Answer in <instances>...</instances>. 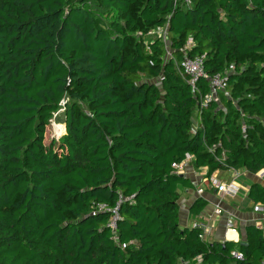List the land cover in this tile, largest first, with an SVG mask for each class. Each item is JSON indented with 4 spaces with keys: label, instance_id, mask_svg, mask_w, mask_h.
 <instances>
[{
    "label": "trees",
    "instance_id": "16d2710c",
    "mask_svg": "<svg viewBox=\"0 0 264 264\" xmlns=\"http://www.w3.org/2000/svg\"><path fill=\"white\" fill-rule=\"evenodd\" d=\"M157 26L168 48L144 38ZM197 55L227 77L216 100L184 69ZM188 156L208 174L264 168V0H0V264H261L253 223L238 243L181 225ZM246 196L264 207V183Z\"/></svg>",
    "mask_w": 264,
    "mask_h": 264
},
{
    "label": "built area",
    "instance_id": "2783aa9c",
    "mask_svg": "<svg viewBox=\"0 0 264 264\" xmlns=\"http://www.w3.org/2000/svg\"><path fill=\"white\" fill-rule=\"evenodd\" d=\"M166 30V28H165ZM190 45V43H189ZM203 59L204 55H197L193 58L186 57L184 60V69L186 73H188L191 76L190 82L194 83L199 77H206L209 82L210 92L204 96V101L211 100V99H217V90L225 89L226 87V76L217 73L212 76H207V74L204 72V65H203ZM232 67V66H231ZM191 159V157H186L185 160H183L180 163H173V167L176 169L177 172H182L185 168V166L188 164V161ZM263 171V172H262ZM264 173V168L257 171L256 174L262 175ZM237 175L232 176L225 182H222L217 185L216 187V193H219L221 197H234L239 193L240 187L237 183ZM199 190H203L202 188ZM106 207L104 205H100V209H105ZM106 210H108L106 208ZM118 208L115 207L112 209V217L110 219L109 225L114 230L116 227V220L118 218ZM252 210L259 214V217L256 220H253V223L260 228L264 230V207L261 203L256 202L252 203ZM224 212L222 205L220 203H216L213 206L212 209V216L214 218H219L222 213ZM211 216V217H212ZM192 226H196L200 228V234L199 236L203 239H205V233L208 231V226L204 223L202 224L200 221L196 220L192 223ZM225 228L232 232L233 234H238V228L234 224V220L232 217V214H228L225 222ZM240 239L236 240L235 242H239ZM232 254L237 258H242V253L239 250L232 251ZM198 262H201V258H197ZM182 264H186V262H183ZM261 264H264V259L261 261Z\"/></svg>",
    "mask_w": 264,
    "mask_h": 264
},
{
    "label": "rangeland",
    "instance_id": "374dc122",
    "mask_svg": "<svg viewBox=\"0 0 264 264\" xmlns=\"http://www.w3.org/2000/svg\"><path fill=\"white\" fill-rule=\"evenodd\" d=\"M136 35H138V33H136ZM144 38L151 39V40L160 38L164 42V44L166 45L167 48L169 47V44H170L168 37H166L165 26H163V27L157 26V27L149 30V32L144 36ZM152 82L155 83L157 86H160V88H161L160 77L154 78L152 80ZM62 112H63L62 109L58 110L53 115V117L50 119L49 124L46 126L44 142L47 146L50 145V143L54 139L57 140V138L61 134H63V132H61L62 124H64V123H62V117H63ZM178 173H181V174L185 173L187 176L192 178L193 182L196 183V185H197V186H195V188H196L195 192L197 194H203L204 196L207 192L210 193V191H213V187L217 186L218 184H220L222 182H225L227 179L231 178L232 176L237 175L236 176L237 183L240 187L239 193L232 198L228 197V196L221 198V199H223V200L225 199L227 201L228 200H236L237 202H242L245 199H247L246 193H247V189H248L249 185L251 184V182L257 181L260 183H264V173L262 175L256 174V173H246V172H244L240 169H236V168H231V169H227V170L217 169V170H214L208 174L206 168L197 170L192 165L188 164L185 166V168L182 172H178ZM204 185L206 186V189H205ZM201 188L203 190H199ZM207 189L210 191H208ZM204 190H205V192H204ZM217 194L219 195V193L215 192V195H217ZM215 201H216V199H215ZM246 201H248V200H246ZM217 203H220V205H221L220 201H218ZM215 204L216 203L213 204V202H209V205L207 207L208 208L211 207V212H212L213 206ZM223 210L226 211L225 209H223ZM198 221H200L202 224L205 223V220H198ZM238 231L240 232L239 229H238ZM193 264H202V262H194Z\"/></svg>",
    "mask_w": 264,
    "mask_h": 264
},
{
    "label": "crops",
    "instance_id": "0c3cea01",
    "mask_svg": "<svg viewBox=\"0 0 264 264\" xmlns=\"http://www.w3.org/2000/svg\"><path fill=\"white\" fill-rule=\"evenodd\" d=\"M194 184L195 186H197L196 183ZM216 187L217 186L213 187V191L207 189L208 191H210V193L207 192L205 194V197L208 199L209 202H213V204L220 201L222 208L225 209L226 211H224L219 218H214V216H212L211 207L210 208L207 207L205 211H203L200 215L196 217L190 215L188 212V207L190 206V203L194 200V198L197 196V193L195 192L194 189H188L182 193L179 200L181 225L191 226L192 223L196 220H205L204 224L208 226V230H207L208 232L205 233V240H207L208 242L214 240H218L222 243L224 241L235 242L238 239H243L244 226L246 224L253 223V220H256L259 217V214H257L252 210V201H250L248 198L242 202H237L236 200H228V201L225 199L223 200L221 199L222 197H220L218 194L215 195ZM228 214H232L234 224L240 230V232L238 231V234H234L235 236H229L228 233L230 231H228L225 228V222ZM194 262H198V260L195 259L192 262H187L186 264H193Z\"/></svg>",
    "mask_w": 264,
    "mask_h": 264
},
{
    "label": "bare ground",
    "instance_id": "6f19581e",
    "mask_svg": "<svg viewBox=\"0 0 264 264\" xmlns=\"http://www.w3.org/2000/svg\"><path fill=\"white\" fill-rule=\"evenodd\" d=\"M185 176H187L185 173H183ZM229 234V236H235L232 232H229L228 233Z\"/></svg>",
    "mask_w": 264,
    "mask_h": 264
},
{
    "label": "clouds",
    "instance_id": "9594fccd",
    "mask_svg": "<svg viewBox=\"0 0 264 264\" xmlns=\"http://www.w3.org/2000/svg\"><path fill=\"white\" fill-rule=\"evenodd\" d=\"M254 224V223H253ZM240 241H243L242 239H240ZM236 243V242H235Z\"/></svg>",
    "mask_w": 264,
    "mask_h": 264
}]
</instances>
